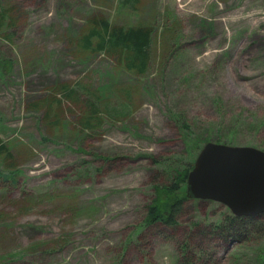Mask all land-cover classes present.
I'll return each instance as SVG.
<instances>
[{
  "label": "rangeland",
  "instance_id": "rangeland-1",
  "mask_svg": "<svg viewBox=\"0 0 264 264\" xmlns=\"http://www.w3.org/2000/svg\"><path fill=\"white\" fill-rule=\"evenodd\" d=\"M124 1L0 0V264H184L140 233L154 185L208 141L264 144V0ZM102 20L153 29L145 72L81 47ZM208 247L206 264H264L262 233Z\"/></svg>",
  "mask_w": 264,
  "mask_h": 264
},
{
  "label": "trees",
  "instance_id": "trees-1",
  "mask_svg": "<svg viewBox=\"0 0 264 264\" xmlns=\"http://www.w3.org/2000/svg\"><path fill=\"white\" fill-rule=\"evenodd\" d=\"M128 1L125 0L124 4H127ZM14 27L15 22L9 12L5 9L0 10V34H6L8 29ZM153 36V29L147 26L125 27L102 20L98 27L93 28L82 42L84 45L81 47L105 52L110 56L118 55L123 58L128 70L143 73L147 70L151 60L150 51ZM95 37H98L99 40L97 46L91 42ZM65 90L64 96L72 99L73 95L68 92L67 88L58 91L65 92ZM57 93L54 94L57 95ZM88 122L89 120L86 121V124ZM202 145L204 146L205 143L198 145V151L203 148ZM5 149L4 144H0V153ZM260 149L264 150V144H261ZM193 166L194 158L185 170L174 177L173 181L154 185L153 200L145 209L140 233L146 241L150 237H158V239L165 238L175 242L182 253L184 264H206V258L212 256V251L208 246H212V248L232 246L235 243L246 242L253 234H264V214L237 217L232 214L229 208L220 203L197 199L194 201L217 205L221 212L219 217L213 218V221L207 215L205 216L207 219L192 217L189 207L192 199L187 197L186 185ZM1 178L3 177L0 175ZM5 178L4 181H11Z\"/></svg>",
  "mask_w": 264,
  "mask_h": 264
},
{
  "label": "water",
  "instance_id": "water-1",
  "mask_svg": "<svg viewBox=\"0 0 264 264\" xmlns=\"http://www.w3.org/2000/svg\"><path fill=\"white\" fill-rule=\"evenodd\" d=\"M189 199L220 203L237 217L264 214V150L207 142L190 171Z\"/></svg>",
  "mask_w": 264,
  "mask_h": 264
},
{
  "label": "bare ground",
  "instance_id": "bare-ground-1",
  "mask_svg": "<svg viewBox=\"0 0 264 264\" xmlns=\"http://www.w3.org/2000/svg\"><path fill=\"white\" fill-rule=\"evenodd\" d=\"M47 43H48V41H47ZM47 45V44H46ZM21 55V54H20ZM100 108V107H99ZM98 109V108H97ZM14 142V141H13ZM174 201V200H173ZM61 235V234H60ZM63 235V234H62ZM168 253V252H167Z\"/></svg>",
  "mask_w": 264,
  "mask_h": 264
}]
</instances>
